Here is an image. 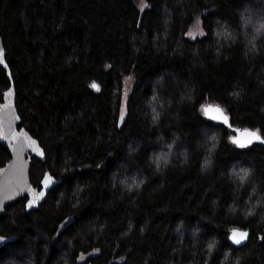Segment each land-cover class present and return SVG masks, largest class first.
<instances>
[{
  "label": "trees",
  "instance_id": "trees-1",
  "mask_svg": "<svg viewBox=\"0 0 264 264\" xmlns=\"http://www.w3.org/2000/svg\"><path fill=\"white\" fill-rule=\"evenodd\" d=\"M145 2L0 0L21 125L44 149L31 181L60 180L36 209L7 206L0 264H264V143L238 147L202 110L264 137V0ZM10 84L0 65V102Z\"/></svg>",
  "mask_w": 264,
  "mask_h": 264
},
{
  "label": "water",
  "instance_id": "water-1",
  "mask_svg": "<svg viewBox=\"0 0 264 264\" xmlns=\"http://www.w3.org/2000/svg\"><path fill=\"white\" fill-rule=\"evenodd\" d=\"M0 49L4 52V62L0 63L6 70L9 79L11 80L10 86L3 91V99L0 102V143L5 145L10 152V159L0 167V216L6 213V208L8 205L15 203L20 199L25 200L26 210L36 209L38 206L46 199L49 190L57 184L58 180L54 175L47 171L40 181L39 186H35L31 181V166L33 157L42 158L44 156L39 155L40 151L44 149L40 144V141L31 134V132L24 126L21 125L22 118L18 112L16 106V89L13 83L11 70L5 60V47L3 43V38L0 36ZM219 106L224 110V108L218 103H207L204 104V108H215ZM204 116L210 119L213 115H218L213 111H209L208 114ZM224 113L228 117V123L225 124L231 127L233 134L231 135V141L233 137L239 138L241 141H247L249 137L243 135L245 132H256L261 137V133L257 129L250 127H237L231 124L228 113L224 110ZM212 120V119H211ZM216 122H221V120H214ZM35 141V144L31 143ZM260 142L253 140V143ZM262 143V142H261ZM249 144V145H251ZM237 145V144H236ZM248 145V146H249ZM52 177V183L45 188L42 184V181L45 179V176ZM43 193V195H41ZM35 200L36 203L32 207H28L30 201ZM234 230H239L241 232H247V239L243 240L241 244H235L231 239L232 232ZM251 237V230L236 227L230 232V241L237 246L245 245ZM15 240V236H6L0 234V248L6 243Z\"/></svg>",
  "mask_w": 264,
  "mask_h": 264
},
{
  "label": "snow or ice",
  "instance_id": "snow-or-ice-1",
  "mask_svg": "<svg viewBox=\"0 0 264 264\" xmlns=\"http://www.w3.org/2000/svg\"><path fill=\"white\" fill-rule=\"evenodd\" d=\"M4 52L2 49H0V63H3L4 60ZM91 87L97 91H99V86L96 83H93L91 85ZM205 114H208L209 111H213L215 113H218V115H213L210 117V119L212 120H221L223 123L227 124L228 123V117L227 115L224 113V110L222 108H220L219 106H216L215 108L209 109V108H204L203 109ZM158 116V114H157ZM121 122H123L124 120V115L123 113H121V117H120ZM243 135L249 137V139L247 141H241L239 138L233 137L232 138V142L237 144L238 147L240 148H245L247 147L249 144H251L253 142V140H257L260 141L262 143H264V137H261L258 133L256 132H245ZM31 143L35 144V141H32ZM43 151L39 152V155L43 156ZM207 163V161H206ZM157 166H159V160H157ZM248 175L247 171H244L243 176L241 177V179L246 178ZM52 181V177L46 175L45 179L42 181V184L45 188L48 187L49 184H51ZM41 195H43V193H41ZM36 203L35 200H32L29 202V204L27 205L28 207H32L34 204ZM248 237V233L247 232H241L239 230H234L232 232L231 235V239L233 240V242L235 244H241V242L245 239H247Z\"/></svg>",
  "mask_w": 264,
  "mask_h": 264
},
{
  "label": "rangeland",
  "instance_id": "rangeland-1",
  "mask_svg": "<svg viewBox=\"0 0 264 264\" xmlns=\"http://www.w3.org/2000/svg\"><path fill=\"white\" fill-rule=\"evenodd\" d=\"M141 7L146 6L145 0H135ZM187 37L189 38H195L197 36L204 35V29L202 27V22L200 16H197L193 23L191 24L189 30L187 31ZM133 78L131 76H128L125 78L123 89H122V99H121V108H120V117L121 113H123L124 118L126 115V103L129 96V93L131 91V88L133 86ZM121 121V120H120ZM86 255L81 256V260L84 259Z\"/></svg>",
  "mask_w": 264,
  "mask_h": 264
},
{
  "label": "clouds",
  "instance_id": "clouds-1",
  "mask_svg": "<svg viewBox=\"0 0 264 264\" xmlns=\"http://www.w3.org/2000/svg\"><path fill=\"white\" fill-rule=\"evenodd\" d=\"M259 35V34H258Z\"/></svg>",
  "mask_w": 264,
  "mask_h": 264
}]
</instances>
